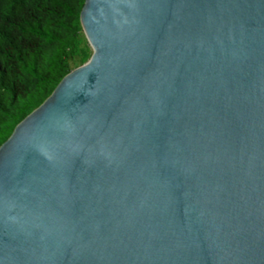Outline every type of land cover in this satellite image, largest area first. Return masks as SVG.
I'll list each match as a JSON object with an SVG mask.
<instances>
[{
    "label": "water",
    "instance_id": "water-1",
    "mask_svg": "<svg viewBox=\"0 0 264 264\" xmlns=\"http://www.w3.org/2000/svg\"><path fill=\"white\" fill-rule=\"evenodd\" d=\"M92 48L0 146V264H264V0H85Z\"/></svg>",
    "mask_w": 264,
    "mask_h": 264
},
{
    "label": "trees",
    "instance_id": "trees-1",
    "mask_svg": "<svg viewBox=\"0 0 264 264\" xmlns=\"http://www.w3.org/2000/svg\"><path fill=\"white\" fill-rule=\"evenodd\" d=\"M85 0H0V146L92 48Z\"/></svg>",
    "mask_w": 264,
    "mask_h": 264
}]
</instances>
